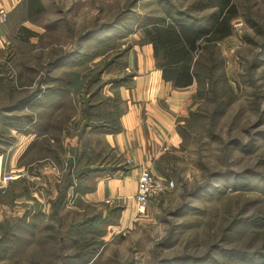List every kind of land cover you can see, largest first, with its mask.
<instances>
[{"label":"rangeland","instance_id":"rangeland-1","mask_svg":"<svg viewBox=\"0 0 264 264\" xmlns=\"http://www.w3.org/2000/svg\"><path fill=\"white\" fill-rule=\"evenodd\" d=\"M159 1L41 0L44 11L31 19H26L22 9L12 11L4 25L6 45L0 53V152L29 120H35L38 145L24 160L45 156L41 143L45 136L52 137L54 148L62 142L61 165L66 170L67 147L75 146L80 136L79 120L88 100L80 89L82 83L78 92L66 84L72 82L71 72L84 81L114 56V64L106 67L101 80L128 74L123 69L127 54L121 57L120 54L141 36L139 27L145 18L161 14ZM196 1L166 2L192 13ZM233 3L238 17L232 23V34L216 43L213 55L216 66L211 62L212 70L205 65L201 70L207 77L203 90L210 95L191 101L192 110L177 122L182 133L179 147L166 151L156 165L158 175H154L172 180L173 189L151 199L141 215L136 213L135 206L133 216L122 211L111 222L94 220L85 225L83 222L87 220L82 218L100 212L104 217L107 208L74 205L79 211L72 212L66 207L58 212L57 218L20 220L14 225L13 238L4 237L11 212L5 206L0 209V264H165L172 259L180 260L174 258L202 256L215 244L242 251L261 246L264 220L256 227L252 223L264 217V196L250 189L221 188L222 181L216 179L218 174L232 176L248 171L264 176V140H255L253 147H245L259 132L264 134V124L256 125L259 112L264 110V47L260 48L264 42V0H233ZM208 13L206 10L193 15L202 17ZM113 23H117L115 27L102 33L104 24ZM91 31L94 35L83 41L81 38ZM68 53L74 54L69 63L57 67L48 77V63ZM205 57L204 64L209 62L208 55ZM253 62H257L255 68ZM38 85L61 87L62 97L56 100L60 101L59 106L50 103L44 114L33 107L10 113L5 110ZM213 91L217 93L216 99L211 95ZM102 92L106 96L112 93L109 85ZM220 101L225 104L218 113ZM9 114L13 115V128L4 125ZM76 122L79 125H74ZM50 160L39 161L31 168L53 164L59 170L55 161ZM36 175L40 177L38 181L35 179L39 184H47V174ZM206 182L212 185L191 195ZM113 207L116 206L109 208ZM213 255L220 264H237L217 250Z\"/></svg>","mask_w":264,"mask_h":264},{"label":"trees","instance_id":"trees-1","mask_svg":"<svg viewBox=\"0 0 264 264\" xmlns=\"http://www.w3.org/2000/svg\"><path fill=\"white\" fill-rule=\"evenodd\" d=\"M166 1L167 0H161L158 3L161 11L160 15L152 18H145L144 23L140 25L139 28L142 34L138 43L140 45L149 44L152 47L155 67L160 71L161 79L165 83H170L174 89H185L195 85L196 91L193 96L194 99L208 96L210 94L203 90V85L207 77L203 76L201 70L204 65L207 70H212L213 64L214 67L216 66L213 57L215 45L231 36L232 23L238 17L237 7L233 3V0H198L193 4L191 13L188 9L180 10L172 3ZM20 9L25 12L26 19H31L34 16L40 15L44 11V6L41 0H24L14 9V12ZM206 10H208L209 13L202 17L193 15ZM116 24L117 23H113L111 26L104 24L102 26V33L109 31L112 27H115ZM92 32L93 31L87 33L81 39L85 41L88 37L93 36L94 34L92 35ZM130 49L131 44L124 48L120 57L125 53L127 54ZM205 55L209 57V62L206 64L203 63V61L207 59ZM73 56L74 54L68 53L63 54V57L60 59H52L47 65L46 75L49 77L51 71L69 63V60H71ZM114 60H116V58L113 56L108 62L102 65V68L97 73L93 74L92 72L88 74L84 81H80L78 75L71 72L73 76L72 82L69 81L66 83L68 86L71 85L72 91L76 92H78V87L82 83L80 89L84 95L88 97L87 105L82 111V117L87 123L86 127L88 130L84 128L80 134L79 138L81 139V137H83L84 139L83 142H81L79 156L75 161H70L68 163L69 166L68 168L66 167L62 181L58 186L57 197L52 203V214L50 215L52 218L53 216L57 218L58 212L63 210L70 189L73 194V204L75 203L76 206H83L80 197L94 189L96 178L112 176L115 173L127 171L126 164L122 163L120 159L115 158L109 151L99 147L100 134H111L119 131V124L117 122L121 104L119 89L125 86L128 87L133 77V74L128 73L121 78L102 81V74L106 70V67H110L114 64ZM211 62L213 63L212 67L209 66ZM256 65L257 62H253L254 68ZM125 68L126 63L123 69L125 70ZM108 85L112 91L111 95H101L104 88ZM61 93L62 88L59 86L52 85L41 88L38 85L32 90L24 92L20 98L15 100V103L12 101L10 103L11 105L9 104V106H6L5 110L10 113L20 108L33 107L36 111H41V113L44 114L46 107L50 103L59 106L60 101L56 102V100L62 97ZM211 95L214 96V99L217 98V93H215V91H213ZM224 104L225 101H220L217 104L218 113L224 107ZM12 117L13 115L11 116V114H9L7 118H5L4 125L7 128L15 127L14 123L11 122ZM28 117L29 119L32 118V116ZM32 121L33 120H31V122ZM28 123H30V120ZM263 124L264 110L259 112L256 122L257 126H262ZM42 125L45 126V124ZM177 132L181 137L182 133L178 125ZM45 138L43 142L44 157L54 160L55 164L62 169V159L60 156L63 152L61 142L55 144L56 148H54L53 145L51 147L50 142L54 139L52 137L48 138L47 136H45ZM255 140L263 141L264 134L259 132L257 138L250 140V143L245 147H253V142ZM69 151L72 154V148H69ZM216 179L222 181L221 188H227L228 190L250 189V191H255L259 195L264 196V176L261 174L252 173L251 171L244 174H232V176L218 174ZM211 185V182H206L204 186L197 187V189L193 190L191 195L207 190ZM106 208L108 212L104 217L102 212H100L90 217H84L81 220H87L83 223L85 225H90L96 222L94 220L108 223L120 217V213L122 212L121 207ZM257 220L259 221L257 223H252V226L256 227L257 225L263 224L264 217H260ZM6 227L7 232L4 237H15L16 235L12 233L14 225L6 223ZM103 234L104 232L101 230V235ZM7 240L9 239H6V241ZM215 250L233 259L237 264H264V241L259 248L253 251L226 249L219 244H215L213 247H209L202 256L174 258L180 260L172 259L166 261L165 264H208L209 262H212V264H220L218 258L213 255ZM74 255H76V253ZM87 263L84 262V264Z\"/></svg>","mask_w":264,"mask_h":264},{"label":"crops","instance_id":"crops-1","mask_svg":"<svg viewBox=\"0 0 264 264\" xmlns=\"http://www.w3.org/2000/svg\"><path fill=\"white\" fill-rule=\"evenodd\" d=\"M23 1L0 0V7L7 10L9 15ZM4 37L5 28L0 24V53L6 45ZM140 38L141 36L136 37L127 53L125 71L133 74V77L128 87L119 89L121 100L117 116L119 131L99 135L100 148L109 151L124 164L129 160L130 164L126 165V172L96 178L94 189L80 197L81 202L89 207L119 206L129 217L135 215L134 195L141 169L146 167L153 174H157L156 165L165 152L179 147L177 122L188 115L193 108L191 101L196 100L192 99L195 85L185 89H174L170 83H165L161 79V73L155 67L152 47L149 44L140 45L138 43ZM79 121L80 125L77 122L74 125H79L81 134L84 128L86 130L88 128L83 117H80ZM34 122L35 120L21 128L22 131L17 132L10 144L0 152V179L10 172L19 175L18 179L8 184L3 194L0 182V209L9 207L11 212L8 221L11 225L20 220H30V217H33L31 220H35L50 216L52 203L57 197L58 186L65 172L64 168L61 169L59 166H56L59 169L56 170L53 164L40 165L32 169L37 162L47 161L44 156H31L24 160L38 145L36 142L38 138L34 135ZM83 139L78 137L75 146L72 144L67 147L68 151L72 148V154L69 151L68 156L66 155L69 162L78 158ZM50 142L52 143V140ZM43 147L42 142V152ZM36 173L47 174L46 185L44 183L42 186L37 182L40 177L38 178ZM72 196L70 189L63 210L67 207L71 208L72 212L79 211L74 206L75 203L73 204L74 199L71 200ZM69 201L72 203L67 206ZM11 220L14 223H11Z\"/></svg>","mask_w":264,"mask_h":264},{"label":"built area","instance_id":"built-area-1","mask_svg":"<svg viewBox=\"0 0 264 264\" xmlns=\"http://www.w3.org/2000/svg\"><path fill=\"white\" fill-rule=\"evenodd\" d=\"M8 22V11L3 7H0V24L5 25ZM126 165L130 164L129 160L125 161ZM19 178V175L12 172L4 174L0 179L2 184V194L6 190L8 184ZM174 182L172 180H167L165 178L156 176L152 172L144 167L141 169L138 180H137V190L134 195V202L136 205V213L144 214L148 207L151 199L169 192L173 189ZM72 200V197H71ZM71 204L72 202L69 201ZM108 203V201L106 202Z\"/></svg>","mask_w":264,"mask_h":264},{"label":"water","instance_id":"water-1","mask_svg":"<svg viewBox=\"0 0 264 264\" xmlns=\"http://www.w3.org/2000/svg\"><path fill=\"white\" fill-rule=\"evenodd\" d=\"M262 46H264V42L260 45V48H261Z\"/></svg>","mask_w":264,"mask_h":264}]
</instances>
